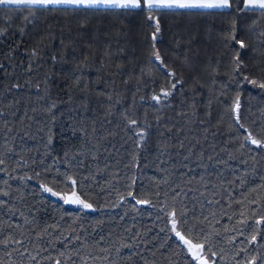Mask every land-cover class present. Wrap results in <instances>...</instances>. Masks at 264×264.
<instances>
[{"label": "trees", "instance_id": "trees-1", "mask_svg": "<svg viewBox=\"0 0 264 264\" xmlns=\"http://www.w3.org/2000/svg\"><path fill=\"white\" fill-rule=\"evenodd\" d=\"M261 83L264 9L243 0L0 4V264H198L173 209L209 261L264 264V148L246 139L264 141ZM74 193L93 208L66 203Z\"/></svg>", "mask_w": 264, "mask_h": 264}, {"label": "snow or ice", "instance_id": "snow-or-ice-1", "mask_svg": "<svg viewBox=\"0 0 264 264\" xmlns=\"http://www.w3.org/2000/svg\"><path fill=\"white\" fill-rule=\"evenodd\" d=\"M239 2V0H238ZM28 3L31 5H39L41 7L48 6H62L68 10H98V9H126V10H137L143 9L149 13L158 11V10H171V9H216V8H230V0H0V4H21ZM245 9H254L260 8L264 9V0H247L244 5ZM149 22H154L156 27V32L152 34V40H155L156 34L159 33V21L153 16L149 15L146 17ZM243 47V42H240ZM155 59L160 60V56L158 53H154ZM162 63V61H161ZM170 75H174L171 73ZM177 83H182V81H177ZM252 83H256V81H252ZM177 86L176 83H170V88L175 89ZM261 88H264V83L258 85ZM19 87V85H17ZM171 95V92L166 89H161V94L153 96L152 98L159 102L161 98L166 99ZM235 108L239 109V98H237L235 103ZM237 122H239V118L237 116ZM132 125L137 124V121H130ZM242 127V125H241ZM137 136L138 146H142L144 140L146 139V133L141 131L138 133H134ZM247 141L253 145L264 148V141L257 140L251 136L249 133L246 137ZM3 163V161H0ZM76 180H71V184L73 186L76 185ZM133 183L135 181L133 180ZM45 191L52 192L51 188L45 186ZM53 195L56 193L53 192ZM133 199L135 196L132 192L128 193ZM74 199L71 200V203L78 204L84 209H92L93 204L81 199L78 195L74 193ZM68 202L67 200L65 201ZM3 203V201H0ZM137 204L141 203H149L148 201L136 200ZM171 227L170 231L174 233V235L178 238L179 241L182 242L183 246H186V250L191 253L192 257L198 262V264H215L214 261H209L207 254L205 253V244L204 243H194L193 239H189L185 236L181 228H184L189 235H191L194 231L197 230L198 226L193 222L191 226L188 225V220L185 216V213L181 211L179 213L180 218L178 219V213L175 209H173L169 214ZM264 220V218H261ZM260 222V221H258ZM199 235L195 237L196 240H199ZM102 239V238H101ZM207 239V238H206ZM253 241L255 240V236L251 238ZM102 251H105L102 249ZM208 252L215 256L216 253L211 252V244H208ZM107 259V256L104 257ZM56 264H60V261H56ZM83 264H87V260L83 262Z\"/></svg>", "mask_w": 264, "mask_h": 264}, {"label": "water", "instance_id": "water-1", "mask_svg": "<svg viewBox=\"0 0 264 264\" xmlns=\"http://www.w3.org/2000/svg\"><path fill=\"white\" fill-rule=\"evenodd\" d=\"M75 197H74V194H68V195H66V198H65V201L67 200L68 202V204H71V205H77V204H74V203H71V200L72 199H74Z\"/></svg>", "mask_w": 264, "mask_h": 264}, {"label": "crops", "instance_id": "crops-1", "mask_svg": "<svg viewBox=\"0 0 264 264\" xmlns=\"http://www.w3.org/2000/svg\"><path fill=\"white\" fill-rule=\"evenodd\" d=\"M244 1V5L247 2V0H243ZM230 4H231V0H230ZM7 5H24V6H39V5H31L28 3H21V4H7Z\"/></svg>", "mask_w": 264, "mask_h": 264}]
</instances>
